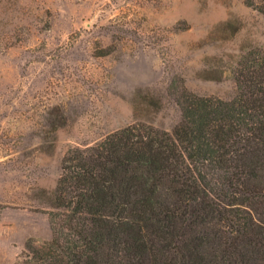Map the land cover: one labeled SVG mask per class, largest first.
Instances as JSON below:
<instances>
[{
	"label": "rangeland",
	"instance_id": "374dc122",
	"mask_svg": "<svg viewBox=\"0 0 264 264\" xmlns=\"http://www.w3.org/2000/svg\"><path fill=\"white\" fill-rule=\"evenodd\" d=\"M255 48L264 15L244 0H0V264L51 238L71 147L136 122L172 132V84L230 100Z\"/></svg>",
	"mask_w": 264,
	"mask_h": 264
},
{
	"label": "trees",
	"instance_id": "16d2710c",
	"mask_svg": "<svg viewBox=\"0 0 264 264\" xmlns=\"http://www.w3.org/2000/svg\"><path fill=\"white\" fill-rule=\"evenodd\" d=\"M264 15V0H244ZM225 100L172 84V132L136 122L71 147L50 239L16 264H264V49Z\"/></svg>",
	"mask_w": 264,
	"mask_h": 264
}]
</instances>
